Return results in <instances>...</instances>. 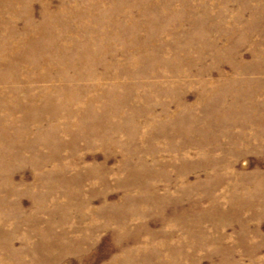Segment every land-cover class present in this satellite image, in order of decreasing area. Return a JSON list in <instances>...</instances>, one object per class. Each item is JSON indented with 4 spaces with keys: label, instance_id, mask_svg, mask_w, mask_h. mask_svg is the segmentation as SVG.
Segmentation results:
<instances>
[{
    "label": "rangeland",
    "instance_id": "1",
    "mask_svg": "<svg viewBox=\"0 0 264 264\" xmlns=\"http://www.w3.org/2000/svg\"><path fill=\"white\" fill-rule=\"evenodd\" d=\"M0 264H264V0H0Z\"/></svg>",
    "mask_w": 264,
    "mask_h": 264
}]
</instances>
